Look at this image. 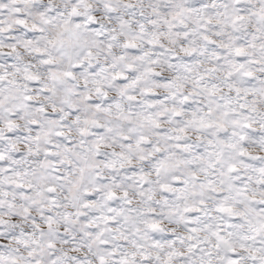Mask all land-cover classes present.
Listing matches in <instances>:
<instances>
[{"label":"snow or ice","instance_id":"1","mask_svg":"<svg viewBox=\"0 0 264 264\" xmlns=\"http://www.w3.org/2000/svg\"><path fill=\"white\" fill-rule=\"evenodd\" d=\"M0 264H264V0H0Z\"/></svg>","mask_w":264,"mask_h":264}]
</instances>
